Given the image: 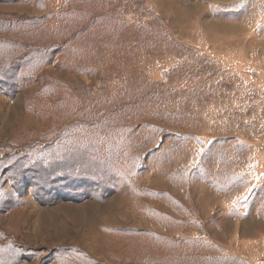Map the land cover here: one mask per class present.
I'll return each instance as SVG.
<instances>
[{"label": "rangeland", "instance_id": "rangeland-1", "mask_svg": "<svg viewBox=\"0 0 264 264\" xmlns=\"http://www.w3.org/2000/svg\"><path fill=\"white\" fill-rule=\"evenodd\" d=\"M1 193L0 264H264V0H0Z\"/></svg>", "mask_w": 264, "mask_h": 264}, {"label": "trees", "instance_id": "trees-1", "mask_svg": "<svg viewBox=\"0 0 264 264\" xmlns=\"http://www.w3.org/2000/svg\"><path fill=\"white\" fill-rule=\"evenodd\" d=\"M9 69H10V72H12L14 74L15 71L17 70V67L14 65H11V67L9 66ZM13 165H16V164H13ZM33 174H35V173H33ZM41 191H43V190L41 189ZM11 196H13V195H11ZM8 199L9 200H7L6 196H2V193L0 194V213H3L5 211L11 209V207L18 205L21 202V200H16L13 197L8 198ZM18 201H19V203H18Z\"/></svg>", "mask_w": 264, "mask_h": 264}]
</instances>
